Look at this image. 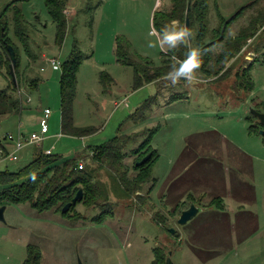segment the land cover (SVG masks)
Instances as JSON below:
<instances>
[{
  "label": "rangeland",
  "instance_id": "rangeland-1",
  "mask_svg": "<svg viewBox=\"0 0 264 264\" xmlns=\"http://www.w3.org/2000/svg\"><path fill=\"white\" fill-rule=\"evenodd\" d=\"M13 2L5 18L11 24L9 37L19 50L20 85L15 91L3 66L0 91L20 99L22 109L15 112L0 102V150L4 153L0 154V173L18 172L36 154L47 150L93 167L88 157L91 149L107 143L120 132L139 135L136 144L128 148L125 159L132 176L135 160L132 150L144 142L148 130L155 132L152 146L159 153L153 174L160 182H156V195L162 179L171 171L169 163L176 161L183 151V156L188 153L194 157L200 141L236 146L251 162L243 159V164L238 165L241 173L247 172L242 182L235 176V186L227 183L225 186L214 176L208 178L207 183L226 189L216 197L222 199L224 209L220 212L224 213H209L214 214L211 216L201 212L185 227L177 225L181 207L170 217L168 227L160 226L153 222L155 206L163 205L159 196L153 195L151 199L146 186L140 199L127 193L109 170L92 168L97 171V182L103 186L104 209L80 203L68 218L63 212L40 214L29 204H8L6 222H0V264H24L31 246L40 251L42 264H152L156 248L168 253L172 264H264V126L251 129L255 124L251 111L264 113V23L261 22L264 0H211L210 31L222 25L220 16L225 20L244 8L230 23L226 40L236 37L250 23L255 24L254 37H249L218 76L209 78L198 69L191 81L181 77L173 84L165 76L137 90L133 87V67L117 62V39L125 41L127 55L143 66L161 67L171 60L176 51L167 45L160 46L163 32L154 22L157 11L171 10L170 0H67L64 18L68 29L62 45L56 43V25L46 0H0V15ZM17 11L22 14L23 30L28 38L24 42L14 33ZM185 26L183 22L177 25ZM195 37L191 33L188 38L190 48L196 47ZM150 43L155 46L149 47ZM223 50L224 42L210 49L211 71ZM74 51L80 52L83 59L77 74L75 126L95 130L86 137L62 134L61 68L55 69L46 61L55 58L63 65ZM251 53L255 56L250 57ZM206 60L201 58L202 63ZM244 68H249L246 74L253 83L251 91L245 90L239 81L238 73ZM103 72L109 74L112 82L104 85ZM35 79L39 83L32 89L30 84ZM148 101L150 104L145 105ZM47 108L52 111V117L44 144L28 145L17 151L19 136L28 140L40 131ZM7 155L15 156L17 161L8 160ZM226 165L228 170L221 172L230 176L232 162ZM232 190L234 195H228ZM185 202L187 199L178 205ZM105 209L111 212L99 221ZM171 229L179 236L175 237Z\"/></svg>",
  "mask_w": 264,
  "mask_h": 264
},
{
  "label": "trees",
  "instance_id": "trees-1",
  "mask_svg": "<svg viewBox=\"0 0 264 264\" xmlns=\"http://www.w3.org/2000/svg\"><path fill=\"white\" fill-rule=\"evenodd\" d=\"M172 8L169 12H156L155 24L163 30L165 26L171 25L173 20L183 22L186 24V12L188 3L191 2L190 12L188 18L190 19V31L195 37V45L199 47L203 53L202 58H206V62L200 64L199 69H202L204 74L209 78L218 76L225 69V65L229 64L240 52L241 48L245 46L250 40L249 37L255 35V24L250 23L247 29L242 30L236 37H230L226 40L225 34L230 27V23L235 21L237 17L228 20L220 16L222 25L218 30L210 31L209 11L211 0H170ZM14 3L8 5L5 11L0 15V74H2L3 66L7 68L8 74L13 82L12 87L17 91L20 85L18 69L20 67L19 50L13 44L9 37L10 23L6 20L5 15L14 6ZM49 13L56 25V43L62 45L67 35L68 22L64 18V11L67 8V0H46ZM218 11V8H216ZM244 11V10H243ZM227 22V27L222 36V29ZM264 23V20L261 21ZM163 32V31H162ZM14 33L18 40L23 42L27 40V35L23 30V17L20 11H17L14 18ZM209 34H212L209 38ZM249 38V39H248ZM209 40V42H207ZM225 40L227 41L225 43ZM224 42V50L216 61L214 70L208 68L210 56V49L218 43ZM10 45L14 48L16 53L17 63L14 66L15 77L11 71L13 64L12 58L9 54L7 46ZM26 51L30 52L25 43ZM125 41L120 38L117 39L116 57L117 62L123 65H128L134 69V89H140L145 85L158 82L163 77L168 76L172 71V67L176 64L177 59L183 60L187 51L190 49L189 40L180 44L175 48L177 54H172L171 60L167 61L161 67H154L151 64L143 66L132 60L125 51ZM82 56L80 52H72L70 58L61 65V78H60V95H61V129L62 134L74 137H86L95 133L92 129H80L75 126L74 119V103L77 94V74L82 64ZM178 66V65H177ZM249 69V68H247ZM247 69L241 70L238 73L241 86L248 91L253 90V83L246 74ZM195 71H198L195 70ZM219 79V78H218ZM102 82H112L108 73L101 74ZM39 79L32 80V89H36ZM239 83V84H240ZM0 102L7 105L15 112L22 109V102L20 99H14L7 91H0ZM150 101L145 105H149ZM49 109V108H47ZM52 117V116H51ZM51 119V118H50ZM254 121V120H253ZM258 126L262 127L258 119L255 117V124L251 127L253 130H258ZM254 132V131H253ZM155 132L148 130L145 135L147 136L144 142L137 148L133 149L132 153L135 156L133 164L134 175L130 176V168L126 165L125 159L127 158V150L130 145L136 144L139 135H125L119 134L113 139L109 140L103 145L96 146L91 149L92 153L88 156L93 167L83 165L80 169V163L77 159L63 158L62 156L47 155L41 151L35 155V158L25 168L18 172L4 171L0 173V207L7 206L8 204H29L32 209L38 213L43 214L46 212L58 213L62 212L63 208L72 202L80 189L83 190L84 198L78 204L83 203L89 208L104 209L105 200L103 201L104 192L103 186L97 182V171L94 169H106L111 172L115 181L121 183L124 190L129 194H135L140 199H143V191L145 187L149 186L147 195L150 197L151 191L155 187V180L153 178L154 168L159 159L158 152L153 148V134ZM148 134V135H147ZM152 154L151 159L142 166H137V163L142 161L146 156ZM87 157V156H86ZM106 197V196H105ZM142 197V198H141ZM192 202L197 200L189 195L187 202L177 206L169 216L164 215L161 211L155 213L153 222L163 227H168L170 217L178 213L180 207L184 210L190 206ZM77 205L72 206L70 211L66 213L68 218L70 212L75 210ZM204 208H215L223 211L224 205L221 198H215L206 205ZM111 212L108 209L103 210L99 216V221L106 213ZM177 212V213H176ZM181 212H179L180 214ZM178 237V232L175 233ZM168 253L162 248L154 249V261L152 264H166ZM24 264H42V255L39 250L33 246L28 248V256Z\"/></svg>",
  "mask_w": 264,
  "mask_h": 264
},
{
  "label": "crops",
  "instance_id": "crops-1",
  "mask_svg": "<svg viewBox=\"0 0 264 264\" xmlns=\"http://www.w3.org/2000/svg\"><path fill=\"white\" fill-rule=\"evenodd\" d=\"M220 137L224 138L222 136ZM155 150L158 152L157 149ZM184 152L185 151H183L181 156H179L176 161H172L171 163H169L171 165V171H169L162 179V187L160 190H158L159 194L157 192V195L155 193V190L157 189L155 188L157 186L156 184H158L156 182H159V180L154 176L155 187L151 191L150 198L152 199L153 195H156V197L159 196V200H161L159 203L160 205L163 204L161 206L162 208H159L156 205L155 209L161 211L164 215L169 216L170 212L177 206H179L178 204L180 202H183L189 195H192L197 200L196 203H198L199 206L202 207L203 213L209 214L219 212L223 214L224 212H220V210L218 209L209 208L206 210L203 207V205L208 204L213 199L221 196L226 191V189L224 188L219 189L216 186L211 185L210 182L207 183V179H210L211 176H214V179L222 180L225 186L226 183L229 184V186H235L236 177L242 182L244 174L247 172L246 170V172L241 173L237 169L238 165L240 166L243 164V159H245L246 162L250 164L251 159L243 154L245 152L240 150L236 146L232 148L229 145L227 147L222 146L221 144L207 143L205 140L199 142L198 147L194 151V157L189 156L188 153L183 156ZM229 162H232L233 174L230 176H226L221 171L228 170L226 164ZM185 177H187L186 180ZM227 177H229V179H227ZM182 179H184V181L179 184ZM149 186H151V184ZM238 186L239 185H237V187ZM148 188L146 190V193L148 191ZM227 194L234 195V190H232L231 193L228 192ZM164 211H166L167 214L164 213ZM214 214L209 215L213 216ZM219 216L220 214H218L217 217ZM219 220L221 222H224V219L220 217Z\"/></svg>",
  "mask_w": 264,
  "mask_h": 264
},
{
  "label": "clouds",
  "instance_id": "clouds-1",
  "mask_svg": "<svg viewBox=\"0 0 264 264\" xmlns=\"http://www.w3.org/2000/svg\"><path fill=\"white\" fill-rule=\"evenodd\" d=\"M178 21L173 20L171 25L165 26L163 31V38L160 41V46L163 48L167 45L169 49H175L178 45L185 43L190 37V32L187 28L177 27ZM154 44H149V47H154ZM202 51L199 47L190 48L183 60L177 59L176 64L173 65L172 71L168 73V79L173 84L177 83L181 77L188 81L193 79V73L199 69L202 58ZM178 65V66H177Z\"/></svg>",
  "mask_w": 264,
  "mask_h": 264
},
{
  "label": "water",
  "instance_id": "water-1",
  "mask_svg": "<svg viewBox=\"0 0 264 264\" xmlns=\"http://www.w3.org/2000/svg\"><path fill=\"white\" fill-rule=\"evenodd\" d=\"M190 4L191 2L189 3V6H188V9H187V19H186V28L189 30L190 32V19L188 18V14L191 10L190 8ZM226 26H227V23H225L224 25V28H223V31H222V37H223V33L226 29ZM191 34V32H190ZM191 37V35H190ZM189 37V39H190ZM8 48V51H9V54L12 58V61H13V64L11 65V71H12V74H13V78H14V81H16V77H15V73H14V66L16 65L17 63V60H16V53H15V50L12 46L8 45L7 46ZM254 116L258 119V121L260 122L261 125L264 126V113H261V112H257L256 110H252L251 111ZM262 134H264L262 132ZM152 157V154H149L148 156H146L142 161H140L139 163H137V166H142L144 164H146ZM84 198V193H83V190L80 189L79 192L77 193L76 197L72 200L71 203H69L68 205H66L62 212L64 214L68 213L70 211V209L72 208V206L74 205H77L78 202H81ZM6 209L7 207L6 206H2L0 207V222H6V218H5V212H6ZM203 211L202 208L196 206L194 203L190 204V206L183 210L177 220V225L178 226H181V227H185L187 226L191 221H193L201 212ZM173 234H175V231L174 230H170ZM166 264H172L171 262V259L168 257L167 258V262Z\"/></svg>",
  "mask_w": 264,
  "mask_h": 264
},
{
  "label": "built area",
  "instance_id": "built-area-1",
  "mask_svg": "<svg viewBox=\"0 0 264 264\" xmlns=\"http://www.w3.org/2000/svg\"><path fill=\"white\" fill-rule=\"evenodd\" d=\"M254 53H251L250 57H254ZM252 59V58H250ZM46 61L49 62L55 69L61 68V63L57 59H47ZM41 71H45L44 68L41 69ZM30 101V100H29ZM52 116V111L50 109H45L43 117L40 122V131L37 133H33L31 137L28 140H22V138L19 136L17 142H16V150L20 151L23 149L25 146L28 145H38L42 146L47 139V135L50 132V125L49 121ZM10 139L13 140V138L10 136ZM47 155H51L53 152L52 150H47L45 152ZM0 154H4L2 150H0ZM7 159L11 161H17V158L12 155H7ZM83 163H80V169L83 168Z\"/></svg>",
  "mask_w": 264,
  "mask_h": 264
},
{
  "label": "flooded vegetation",
  "instance_id": "flooded-vegetation-1",
  "mask_svg": "<svg viewBox=\"0 0 264 264\" xmlns=\"http://www.w3.org/2000/svg\"><path fill=\"white\" fill-rule=\"evenodd\" d=\"M190 3V2H189ZM189 3H188V6H189ZM191 5V4H190ZM188 9V8H187ZM243 10H244V8H242V9H240V10H238L234 15H232L231 17H229L228 18V20H230V19H232L233 17H237V15H239L240 13H242L243 12ZM186 15H187V12H186ZM187 19V18H186ZM227 23V22H226ZM225 25V24H224ZM227 27V26H226ZM185 28H186V26H185ZM223 28H224V26H223ZM222 31H223V29H222ZM222 37V36H221Z\"/></svg>",
  "mask_w": 264,
  "mask_h": 264
}]
</instances>
